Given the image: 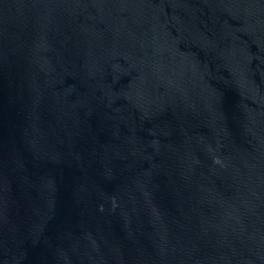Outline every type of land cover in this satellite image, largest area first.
Segmentation results:
<instances>
[{
	"label": "water",
	"instance_id": "water-1",
	"mask_svg": "<svg viewBox=\"0 0 264 264\" xmlns=\"http://www.w3.org/2000/svg\"><path fill=\"white\" fill-rule=\"evenodd\" d=\"M0 264H264V0H0Z\"/></svg>",
	"mask_w": 264,
	"mask_h": 264
}]
</instances>
